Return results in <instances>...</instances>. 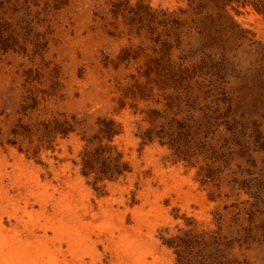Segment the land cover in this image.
<instances>
[{
  "label": "rangeland",
  "instance_id": "1",
  "mask_svg": "<svg viewBox=\"0 0 264 264\" xmlns=\"http://www.w3.org/2000/svg\"><path fill=\"white\" fill-rule=\"evenodd\" d=\"M0 35V264H178L174 248L264 264L263 14L242 0H0ZM54 120L69 132L50 144L22 133ZM179 125L187 160L155 137ZM100 140L125 178L81 173Z\"/></svg>",
  "mask_w": 264,
  "mask_h": 264
},
{
  "label": "trees",
  "instance_id": "2",
  "mask_svg": "<svg viewBox=\"0 0 264 264\" xmlns=\"http://www.w3.org/2000/svg\"><path fill=\"white\" fill-rule=\"evenodd\" d=\"M243 4L251 5L259 13L264 15V1L263 0H242ZM120 3L116 4L113 3V7H115V12L117 8H119ZM121 7V6H120ZM11 49L8 39L3 38V35H0V50L7 51ZM127 55V56H126ZM129 53H126L124 57H128ZM170 73V71H169ZM148 74H146V77ZM179 124V123H178ZM68 124L66 121L59 122L58 120H54L53 122L46 123L40 122L37 126L32 129L24 128L22 133L29 139L30 143L33 144L32 137L36 136V139L39 142L50 144L53 138H56L57 135H67L69 132L68 128L66 127ZM184 129L182 125H179V131L174 134L170 133L169 131L165 130H158L155 132V137H159L161 140L167 139L164 143L161 144H169L172 148H175V154L179 157V159L187 160L186 157L188 155H183L181 153L182 147L180 146V140L183 141L180 137H184L181 134ZM103 134L107 138H112L115 134L118 133L116 126L113 121L104 123L101 130ZM16 135H22L17 134ZM145 141L151 142L152 141V132L146 131L145 132ZM36 148L35 151H37ZM81 173L85 177L94 176L97 181H116L120 178H125L126 174L130 171V166L123 161L122 154L116 151V149L109 145H103L101 140L99 141L98 145L93 148H84L83 152L81 153ZM176 240L171 242L167 241L168 245H171ZM173 245V244H172ZM176 247H178V242ZM178 257V264H248L246 261H239L237 259H228L223 261L226 257H222L223 260L216 258L215 262L211 263L209 252L211 250H195V249H176L174 248ZM214 251V250H213ZM220 251H214V254L219 253Z\"/></svg>",
  "mask_w": 264,
  "mask_h": 264
}]
</instances>
